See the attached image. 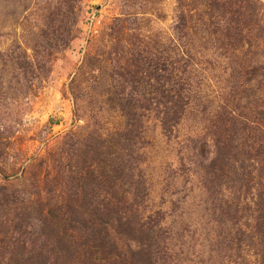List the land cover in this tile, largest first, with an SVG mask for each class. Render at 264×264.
Returning a JSON list of instances; mask_svg holds the SVG:
<instances>
[{
    "label": "rangeland",
    "instance_id": "rangeland-1",
    "mask_svg": "<svg viewBox=\"0 0 264 264\" xmlns=\"http://www.w3.org/2000/svg\"><path fill=\"white\" fill-rule=\"evenodd\" d=\"M73 1L79 13L77 24L72 23L75 17L70 0H0V144L4 148L0 185H14L28 195L32 193L33 203L23 205L35 216L41 203L48 200L44 194L48 186L57 187L61 199L71 198L68 193L79 184V171L87 169L91 160L83 140L98 134L97 130L122 132L126 126L119 104L108 97L109 84L98 83L100 69L110 72L105 61L108 51L117 49L119 58L124 55L123 62L132 58L138 45L155 59H170L174 51L176 59L181 58L188 48L192 67L202 81L201 97L210 101L206 104L209 116L201 115L203 108L194 111L172 138L163 133L154 115L146 117L140 171L149 188L147 208L165 213L163 225L169 236L164 243L175 255L172 264H258L257 250L250 244L228 246L227 258L217 255L213 237L224 232L232 239L235 225L229 221L222 229L208 212L213 190L215 195L220 194L217 203L220 199L239 207L238 216L243 220L237 226L248 229L256 221L257 187L249 196H240L239 187L234 185L237 175L231 174L219 192L204 182L197 165L215 156V137L208 133L209 117L219 109L233 110L235 117L247 121L238 130L258 128L259 123L263 124H259L260 129L264 128V116L258 113L264 108V36L260 30L264 0H252L259 16L255 17L257 21L245 24V31L254 30L250 36L245 34L240 47L233 50L218 39L211 26L215 0ZM181 17L187 23L184 35L178 36L175 27ZM91 56L98 57L88 67L92 77L82 75L80 67ZM254 66L256 73L244 78L245 83L234 73ZM74 78L77 81L72 83ZM231 90L236 95L233 104L229 101ZM76 138L81 146L79 143L73 150H66ZM193 154L197 164L191 165L189 172L187 163H191ZM182 160L184 168L180 167ZM250 163V177L255 179L259 166ZM15 222L13 213L0 239L8 249V240L15 241L19 236L18 249L23 250L21 242L32 229L15 226ZM115 226L111 225L112 236ZM43 234L47 238L45 246L60 252L54 227H47ZM36 236L35 249L42 246ZM125 237L120 238L123 247L128 246ZM60 257L59 264H91L75 254Z\"/></svg>",
    "mask_w": 264,
    "mask_h": 264
},
{
    "label": "trees",
    "instance_id": "trees-1",
    "mask_svg": "<svg viewBox=\"0 0 264 264\" xmlns=\"http://www.w3.org/2000/svg\"><path fill=\"white\" fill-rule=\"evenodd\" d=\"M70 3L75 17L72 23L77 24L79 13L76 12L74 1L70 0ZM211 15V26L216 29L214 34L227 47L233 46V50L240 47L244 37H247L245 34L250 36L253 32L254 29L246 32L245 24L257 21L255 17L259 16V9L253 5L252 0H215ZM186 23V18L181 17L176 24L175 32L178 36L184 33ZM260 30L264 36V23ZM115 50L108 51L105 61L110 72H101L100 69L98 83L109 84L111 89L107 91L108 97L111 96L110 101L114 100L119 104L126 118L124 130L121 132L116 129L107 133L97 130L98 134L85 138L83 145L91 163L89 161L87 169L79 171V184L68 193V196L72 194V199L64 194L66 198L61 199L62 193L58 192L57 187L48 186L44 192L48 200L41 203L36 216L28 212L23 205L33 203L32 193L28 195L24 189L15 188L14 185H0V235L3 233L2 228L7 227L8 216L13 213L16 215L15 226L32 229L27 232L25 242H21L23 250L18 249L16 239L19 240V236L15 241L8 240V249L4 245L5 241L0 239V264H29L34 260L36 264H59L60 256L64 253L78 255L84 263L86 261L91 264L175 262L174 253L170 252L168 243H164L166 236H169L166 230L168 228L163 225L166 220L165 213L161 209L148 211L147 208L149 188L143 171H140V150L145 147L144 122L146 117L154 115L163 133L172 138L179 134L183 122L190 118L194 111L203 108L201 115L209 116L206 104L210 101L205 102L201 97L202 81L192 67L188 48V54L185 51V56L181 58L176 59L177 52L174 51L170 59H155L150 53L146 55V50L140 49L138 45L132 58L123 62L121 60L124 55L119 58L120 53ZM96 58L98 57L91 56L85 64L80 65L82 75L87 73L92 77L93 73L88 67L91 66L90 61ZM250 68L238 69L234 73L241 75L240 78L244 82V78L256 73L255 66ZM92 70L96 72L95 69ZM263 70L264 66V75ZM235 78L239 79L236 76ZM75 80L74 78L72 83H75ZM238 86L236 85V88ZM231 97L232 100L229 101L233 104L236 100L233 91ZM147 112H150L149 115ZM233 113V110L219 109L209 117L208 133L215 137V156L209 162L199 161L197 166L204 182L218 188L219 192L227 178L232 175H237L233 178L235 187H239L240 196H249L253 188L257 187L256 221L253 225L249 224L248 229L237 226L243 220L242 216H238L239 207L235 206L234 202L220 199L217 203L220 194L215 195L212 189L208 199L212 204H209L208 212L222 229L229 221L235 225L236 233L232 239L224 232L213 237L218 256L227 258L230 253L228 246L233 248L232 246L242 247L243 244H250L257 250L258 264H264V128L260 129L259 124H263L259 123L258 128L249 126L248 129L238 130L239 125L246 124L247 121H242ZM258 113L264 116V108ZM79 143L81 146V141L76 138L66 146V150H73ZM1 149L4 151L0 144V160L4 156ZM192 156L194 157H191V163H187L190 166L189 172L192 171L191 165L197 164L195 154ZM183 161L181 168L186 167ZM250 162L259 166V175L255 179L250 177ZM191 176L189 173L188 178ZM238 202L240 203V200ZM2 217L4 219H1ZM112 224H116L113 236ZM50 226L55 229L60 252L45 246L47 238L43 232ZM36 234L42 242V246L37 249L33 245V236ZM121 237L127 238V247L120 243ZM27 243L30 246L24 245Z\"/></svg>",
    "mask_w": 264,
    "mask_h": 264
}]
</instances>
